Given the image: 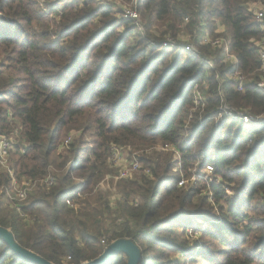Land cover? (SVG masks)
<instances>
[{"label":"trees","instance_id":"trees-1","mask_svg":"<svg viewBox=\"0 0 264 264\" xmlns=\"http://www.w3.org/2000/svg\"><path fill=\"white\" fill-rule=\"evenodd\" d=\"M97 1L54 0L58 9L45 1L48 14L38 0H0V134L18 122L24 145L10 163L18 180L35 183L20 211L0 195V226L53 264L88 262L121 238L138 246L139 264H264V123L243 135L240 120L213 119L223 103L264 114L253 44L264 37V15L257 23L248 9L264 0H137L141 30ZM160 22L167 23L163 36L153 30ZM217 24L236 68L200 42L205 27L217 36ZM180 32L190 34L212 67L171 41L162 44ZM235 70L245 77L243 91L229 77ZM201 81L208 87L203 105L195 106L193 87ZM157 142L172 154L150 152V175L132 183L138 201L125 225L110 229L89 198L111 172L113 146ZM51 166L67 169L54 174ZM206 166L212 171L204 178ZM176 169L195 177L179 185ZM48 174L51 185L43 182ZM10 181L0 167V186ZM67 198L77 206L68 207ZM126 262L115 253L102 264ZM0 264L34 263L0 239Z\"/></svg>","mask_w":264,"mask_h":264},{"label":"built area","instance_id":"built-area-1","mask_svg":"<svg viewBox=\"0 0 264 264\" xmlns=\"http://www.w3.org/2000/svg\"><path fill=\"white\" fill-rule=\"evenodd\" d=\"M136 1L137 0H131L130 6H126L124 4L120 6V3H115L114 0H107L108 4H110L113 9H119L121 15L124 18H129L133 20L135 25L137 26V29L141 30L139 15L136 9L132 7V4L136 3ZM248 9L252 13L255 21L257 23H261L264 15V6H262L259 3L252 2L248 5ZM187 20H188L187 18L184 19L185 22ZM215 33L217 34V36L212 38L205 27L204 31L199 36L200 42L202 44L210 45L212 49L217 50L223 62L230 64L233 68H236L237 58L235 54L231 51L229 38L223 35L225 34L224 26L217 24ZM176 40H178V43H175L177 41H172L171 38L167 37V41H164L162 44L166 45L169 41H171V44H173V46H177L183 51L187 53H191L196 57H201L202 61L206 65H208V67L209 66L212 67L211 61L205 58L204 56H201L200 52L195 48V45L191 42L190 34L185 32H180L177 35ZM253 44L258 51L259 60H260V66L258 68L260 77L256 82V86L260 90L264 91V37L255 40ZM229 77L233 81L235 89L237 91H243L245 77L237 70H235L232 73V75ZM207 87L208 85L206 81H201L200 83L197 82L194 84L193 102L195 106H198L199 103L203 105L205 99L204 91L207 89ZM219 95L221 96V102H222L223 92L219 91ZM219 109L220 111L213 118L215 121H218L222 118H233L240 120V122L245 127L264 123V114L254 116L245 109H240V110L232 109L227 107L224 103L221 104ZM16 146L17 145L13 143V140L11 139V137H9V135L0 134V167L5 170V172L8 174L9 178L11 179L10 184L8 186L0 187V195H3L5 200L11 206L15 207L18 211H20V208L24 204V201L26 200L31 188L33 187L34 182L24 178L19 180L16 178L14 170L10 165V154L11 152H14L16 150ZM18 147L19 150L21 151L23 150V145H18ZM163 147L167 150H171V148H169L168 145H163ZM112 149L114 151V146ZM137 167H138L137 160L133 158L131 160L130 167H123L119 170V178H128L131 175L130 171L136 169ZM207 168L209 170L212 169L211 166H207ZM43 182L46 183L47 185H51L53 182L52 176L48 174L44 178ZM178 184L179 185L182 184L181 179L179 180ZM65 204L70 208H74L77 206L74 203V200L71 198H67L65 200Z\"/></svg>","mask_w":264,"mask_h":264},{"label":"rangeland","instance_id":"rangeland-1","mask_svg":"<svg viewBox=\"0 0 264 264\" xmlns=\"http://www.w3.org/2000/svg\"><path fill=\"white\" fill-rule=\"evenodd\" d=\"M45 1H48L49 4L54 3L52 7H55L57 9L59 6H61V4L54 2V0H38V4L41 6V8L44 11L48 12V14L51 12V9H48L49 8L47 7L48 5H45ZM100 1H107V0H100ZM114 1L115 3H120V6H122L123 4L126 6H130V2H131V0L130 1L114 0ZM95 2L98 3L97 0H95ZM2 17L3 14L0 13V18ZM166 25L167 23L163 25L162 22L155 24V26L153 27L154 33L157 36H163V33L166 30ZM170 37L173 38L172 36ZM172 41H177L175 43H178V40L176 39ZM183 53L187 54V52L185 51H183ZM13 123H14L13 127H11L10 130L14 129V131L6 135H9V137H11L15 145H24L23 138L21 135V127L19 126L16 120L13 121ZM246 132H247V128L243 127L242 134L245 135ZM75 136H78V134L76 133ZM67 139L70 140V137ZM84 139L85 140L90 139L88 133L84 135ZM60 150L62 149L59 148V151ZM152 151L171 153L168 152V150L165 149L162 143L160 142H157L154 145L148 147L116 145L114 146V151L112 149V152L108 159V164L111 172L107 173L99 181V183L96 185L93 193L89 198L91 202L90 205L95 207V209L98 212L103 213V217L106 221V224L110 229L118 228L119 226L125 225L124 222L127 220V212H128L127 209L130 207L132 202L134 203L138 201V197L135 193V186L132 183L134 182L137 185H139L141 184V178H146L150 175V173L148 172L149 171L148 166L145 165L146 164L145 161L148 159V155ZM12 157H11V161H13L14 159V157L13 158ZM133 158L137 160L138 167L130 171L131 175L128 178H119V170L123 167H130V163ZM173 160L178 162L179 157L176 154H173ZM175 167L178 168L177 163H175ZM66 169H67L66 167L62 169H56L53 166L49 168L51 173L53 172L54 174H58L60 172L64 173ZM211 171L212 170H209L206 166L203 172V177L206 178L208 175H210ZM173 172H175L174 174H177L180 177L183 185L189 184V182H192V180L195 177L193 174H191V176H184L182 174H179L177 172V169L173 170ZM78 181L79 180L75 178H72L71 180V182H78ZM34 185L31 188L30 192L32 191V189H34ZM3 202L6 203L5 204L6 206L10 205L8 202H5L4 200ZM188 235L190 239H194L196 237V235L193 232H191V230H188Z\"/></svg>","mask_w":264,"mask_h":264},{"label":"water","instance_id":"water-1","mask_svg":"<svg viewBox=\"0 0 264 264\" xmlns=\"http://www.w3.org/2000/svg\"><path fill=\"white\" fill-rule=\"evenodd\" d=\"M0 239L6 246L17 256L33 262L34 264H53L48 260L42 258L36 253L21 247L14 239L12 232L0 226ZM115 253H123L127 257L126 264H139L141 260V252L138 246L130 239L121 238L110 243L104 251L93 260L84 262L82 264H102L109 258L110 255Z\"/></svg>","mask_w":264,"mask_h":264}]
</instances>
